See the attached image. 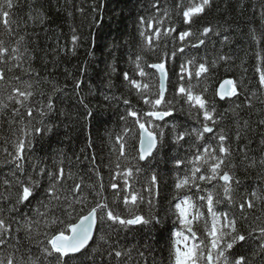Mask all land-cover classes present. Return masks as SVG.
<instances>
[{
  "label": "trees",
  "instance_id": "obj_1",
  "mask_svg": "<svg viewBox=\"0 0 264 264\" xmlns=\"http://www.w3.org/2000/svg\"><path fill=\"white\" fill-rule=\"evenodd\" d=\"M14 4L11 32L5 31L0 24V41H3V47L9 53L5 58L7 62L0 63V72L5 75V81L0 82V207L4 209L0 214L12 224L14 233L8 244L0 247V258L6 259L10 253L24 255L25 259L29 254L39 256L42 246L38 242L44 240L42 233L57 229V226H41V234H38L34 226L29 238L23 229L15 232V220L23 224L26 218L39 219L37 211H47L49 218L68 220L65 209L69 201H74L76 195H82L90 203L83 212L79 211L81 205L73 203L77 211L73 213L71 222H75L77 214L86 213L100 199L96 192L100 191L101 183L104 185L103 195L112 205L113 190L110 184L119 182V177L113 180L118 162L116 149L119 145L116 138L125 127L135 129L134 120L127 117L126 110L130 106L144 107L135 90L124 80V73H128L132 79L154 85L152 91H157L158 76L142 80L137 75L135 60L139 56L145 71L154 72L147 65L158 62L165 52L170 55L180 42L178 38L175 41L172 39L176 33L172 36L161 35L158 42L153 34L157 28L163 33L172 27L177 31L190 28L194 33L186 41L184 53H177L175 60H168L171 82L167 86V97L173 102L175 111L172 117L156 122L165 133V144L150 167L133 181L134 188L144 196L140 213L145 217L158 215L165 223L154 227L132 226L130 230L117 226L115 231L106 225L98 226L86 253L78 254L79 260L75 264H117L116 250L125 254L120 264H170L168 236L170 229L175 231L172 226L175 218L166 216V213L170 203L175 202L173 197L176 195L178 172L174 159L187 160L199 145L207 143H211L219 155V149L215 147L218 140L197 142L193 135L186 136L180 142L182 146L173 143L174 124L179 131L202 128L203 124L202 113L198 116V110L193 109L189 114L188 105L177 101L174 96L180 83H188L187 78L182 82L176 75L181 63L187 60L196 61L195 66H190L193 72L200 63L206 62L209 68L194 91L201 92L205 86L208 87L204 98L208 101L209 109L213 106L216 109L214 118L218 123L214 126V132L223 131L227 138L225 146L230 152L225 170L234 173L240 181L238 187L233 185L237 189L234 193L235 204L230 207L225 201L216 207L225 211L230 209L235 215L239 232L246 236L238 251L246 257L247 264H264V249L261 248L264 239L258 231H254L264 227V123H261L264 121V88L259 86L260 72L257 71L258 68L264 70V0H211L210 7L191 25H185L182 15L178 14L189 6L190 0H14ZM177 4H182V7L177 9ZM141 18L145 21L143 25ZM148 21L152 22L150 29L147 27ZM204 27L212 29L207 36L200 35ZM141 31L153 36V47L147 46L140 35ZM73 35L79 37L75 45ZM20 37H23L18 45L20 59L11 60V49L17 47ZM201 39L205 41L204 44L196 48L191 46ZM221 56L228 59L221 60ZM225 79L239 85L238 98L224 101L217 98L216 90ZM191 82L197 84L196 78L193 77ZM77 83L80 84L79 88L76 87ZM28 84L31 85L30 89L27 88ZM13 88L33 92L28 104L15 116L13 110L20 106L8 99ZM49 97L54 104L51 111L46 109ZM246 97L251 98V106H248ZM125 99L130 101V105L124 104ZM29 105L32 116L27 114ZM42 110L45 115H41ZM89 112L93 116L89 117ZM208 123L211 126V122ZM33 127L41 128V133H33L30 137L31 145L24 154L25 171L22 178L27 183L31 176L41 186L36 189L31 204L19 205L21 211L18 214L9 213L8 209L15 204L16 193L20 190L13 173L15 177H21V174L15 170V164L9 163L11 157L8 153H14V145L19 138H23L22 130ZM45 127L51 131H44ZM204 135L211 137L212 134ZM132 143L129 133V160ZM193 144L197 147H192ZM199 151L203 152V147H199ZM119 163L121 167L127 165L123 158ZM140 163L144 165V162ZM61 167L65 173V179L58 189L61 199L59 202L53 201L50 209L45 208L41 202H48L45 189L49 180L46 174H39L40 169H45V173L58 172ZM185 167L190 168L191 165H181L180 176L184 175ZM206 168L207 165L202 171ZM153 174L158 175L159 195H155L154 187L151 197L153 204L149 206L150 197L145 189ZM5 180L11 182L10 189L4 184ZM76 183L81 184V192L73 194L71 189ZM206 187L210 188L211 185ZM216 191L221 193L222 198V189L217 188ZM195 192L193 188L191 192H181L180 195ZM251 192L257 193L260 199L251 196ZM245 200H251L253 207L248 209L245 204L242 213L239 204ZM195 202L201 203L198 200ZM118 210L126 215L122 202ZM203 210L206 212V207ZM9 216L14 219H8ZM197 231L203 236L202 223Z\"/></svg>",
  "mask_w": 264,
  "mask_h": 264
},
{
  "label": "snow or ice",
  "instance_id": "obj_2",
  "mask_svg": "<svg viewBox=\"0 0 264 264\" xmlns=\"http://www.w3.org/2000/svg\"><path fill=\"white\" fill-rule=\"evenodd\" d=\"M211 0H190V4L185 8L181 14L183 23L185 25H191L195 18L200 17L205 13V10L210 7ZM15 7L14 0H0V24L3 25L5 31L11 32L12 28V15L13 9ZM182 4H177V9H180ZM32 17L30 16V19ZM140 23L143 25L145 21L141 18ZM147 27L152 28V22H147ZM212 29L210 27H204L200 35L207 36ZM176 33L175 36H172ZM141 37L147 42L148 47H153L152 40L153 36L146 34L144 31L140 32ZM154 37L159 41L161 35L172 36L175 41L177 38L179 40V46H174L172 53L169 55L167 52L164 53L162 58L155 63H150L147 68L153 69L154 72H146L145 68L141 66L139 56L136 57L135 64L137 75L143 79L151 76H158L159 86L158 90L153 92L151 85L147 82H141L136 79H132L128 73H124V80L128 82L131 89L135 90V95L138 97L139 101H142L143 108L129 107L127 111V117H131L134 120L135 129L125 127L121 134L117 135L116 144L119 145L116 151L118 152L117 163H116V173L113 176V180L119 177V182H113L110 184L112 191V205L109 204L107 197H104V185L100 184V191L96 192L97 199L91 207L88 208L87 212L84 214H77L75 222H71L73 219V213L77 210L73 208V203L81 205L80 212H83L85 207H88V198L82 195H76L74 201H69L68 207L65 209V215L68 220L60 219L59 217L49 218L47 211L40 212L37 211V217L39 219L26 218L23 224L19 220H15L16 228L15 232L18 233L23 229L29 234L31 238V233L33 227L39 232L40 227L49 228L51 226H57L54 232H43L44 240L38 243L42 246L40 249L39 256H33L29 254L27 259L24 255L17 256L15 253H10L7 255L6 259L0 258V264H75L79 260V255H84L89 247V241L93 240V233L98 226L106 225L109 229L115 231L117 226L120 229L130 230L132 226H156L163 225L165 221H162L158 215H152L145 217L140 213L139 207L144 202V196L134 188L133 181L135 178L147 167H150L151 162L156 159V155L159 150L165 144V133L162 127L157 124V121H164L166 117H172L175 111L173 102L167 97V85L171 82V77L169 75L168 60H175L177 53L183 54L185 51L186 41L189 37L193 36L194 33L191 32L190 28L183 31H177L176 28L165 29L161 33L160 29L157 28L154 32ZM23 40L17 41V47L11 49L12 55L11 60L19 61V43ZM79 37L73 35L72 42L73 45L77 43ZM203 39L199 40L197 44L191 45L196 48L204 44ZM9 55L8 49L3 47V41H0V63H6L5 59ZM221 60H227L225 56L220 57ZM215 64V61H213ZM195 60H187L181 63L179 71L176 73L180 81H184L187 78L188 83H180L174 92V96L177 101H182L183 104L188 105L189 114H191L193 109H197V115L203 114V124L202 128L193 127L191 131L185 129L184 131L177 130V125H173V130L175 136L173 138V143L180 145L181 141L185 140L186 136H195L196 141L203 140H218L215 147L219 149V155H217L213 149L211 143L199 145L193 144L192 147H197V151L189 157L187 160H182L179 158L174 159L175 169L178 174L175 182V192L176 195L173 197L174 203H170L169 211L166 213L168 217H174L172 220V226L175 231L169 230V254H170V264H247L246 257L240 254L238 251V246L242 247L241 242L246 241V236L239 232L237 228V220L235 215L229 210H220L216 205L227 202L231 207L235 204L234 193L237 190L233 187L235 184L237 187L240 181L236 179L235 174L230 171L225 170V164L228 155H230L229 148L225 146L226 136L223 131L216 133L214 132V126L218 121L214 118V113L216 111L213 106L211 109L208 107V101L204 98L205 93L208 91V87L205 86L203 91L196 92L194 89L200 83L203 74L209 72V68L206 67L205 63H200L195 67V71L191 70L190 66H195ZM16 66H19L18 64ZM11 71V67H9ZM260 72L259 76V86L264 88V70L257 69ZM193 77L196 78L197 84H193L191 81ZM15 79H19L15 77ZM206 80L207 77L204 76ZM5 81V75L0 72V82ZM76 87L79 88L80 84L77 83ZM27 88L30 89L31 85L28 84ZM239 85L234 83L232 80H225L220 84L216 95L219 96L220 100H224L225 97H239L240 92L238 91ZM33 96V92L29 90L22 91L20 88H13L12 94L8 97L10 101H13L19 108L13 110V116L20 114V109L24 108ZM250 97H246L248 101V106L250 105ZM125 105H130V101L125 99ZM2 107H7L3 105ZM239 107V105H237ZM54 108L52 98H48L46 105L47 111H51ZM28 116H32V110L30 105L27 107ZM41 115H45V111H41ZM88 116H93L92 112L88 113ZM127 117H121V119L126 120ZM211 122V126L208 122ZM199 122V121H198ZM261 123H264L262 121ZM23 138H19L14 145V153H8L11 157L9 163L15 164V170L21 174V177H15L16 183L19 185L20 190L16 193L15 204H13L9 209V213H19L21 209L18 208L19 205H29L33 198H35V192L40 183L37 180L32 179L31 176L28 177L27 183L23 180L24 175V161H25V151L31 145L30 137L35 134L41 133V128L33 127L31 130H22ZM44 131H51L50 128L45 127ZM129 133H131V139L133 143L131 144L132 155L131 159H128V138ZM205 133L212 134L211 137H205ZM264 143V141H262ZM199 147H203V152L199 151ZM209 149H213L210 151ZM7 152V149H5ZM123 158L127 161V165L121 167L119 163L120 159ZM94 162V157H93ZM134 162V163H133ZM140 162H144L141 166ZM264 163V161H262ZM181 165H191L190 168L185 167V172L183 176L179 175V169ZM207 165L206 170L202 171V168ZM41 176L45 174L48 177L49 184L45 189V193L48 197V202L44 204L41 203L45 208L50 209L53 201L59 202L61 197L58 195L59 186L63 183L65 179L64 169L61 167L58 172L48 171L45 173V169H40ZM69 178L71 173L68 174ZM217 183H213V182ZM4 184L10 189L12 187L11 182L5 180ZM122 184V187H121ZM206 185H211V187H206ZM156 188L155 195H159L158 187V175H151L148 183V187L145 191L148 192L149 206H152L153 200V188ZM195 188L196 192L192 195H183L181 192H191ZM217 188L222 189L221 193L216 191ZM73 194L81 192V184L76 183L71 189ZM251 196L260 199V197L255 192L250 193ZM198 200L201 203L197 204L194 200ZM7 199L8 197H2ZM67 199V197H65ZM122 202L123 208L126 212L122 214L118 208ZM245 204L248 209L253 207L251 200H245L239 204V208L243 213ZM115 205V207H113ZM206 207L207 211L203 209ZM4 209L0 207V213H3ZM8 219H14V217L9 216ZM203 224V236L197 231L200 224ZM258 231L259 236L264 239V227L259 229H254ZM14 237L13 227L11 223H8L6 218L0 214V247L8 244L9 240ZM101 239H104L101 236ZM264 249V244L261 245ZM17 251H19L17 249ZM95 251V249H93ZM112 253H110L111 255ZM114 255L117 260V264H120L121 258L124 253L120 250H116Z\"/></svg>",
  "mask_w": 264,
  "mask_h": 264
},
{
  "label": "water",
  "instance_id": "obj_3",
  "mask_svg": "<svg viewBox=\"0 0 264 264\" xmlns=\"http://www.w3.org/2000/svg\"><path fill=\"white\" fill-rule=\"evenodd\" d=\"M153 70V69H152ZM154 71V70H153ZM225 80H231V79H225ZM224 80V81H225ZM221 83H223V81L221 82ZM220 83V84H221ZM220 84H219V86H220ZM168 86V85H167ZM219 86H218V88H217V90L219 89ZM217 92V91H216ZM217 96V98L220 100V98H219V96L218 95H216ZM234 97H225V99L224 100H230V99H233ZM224 100H220V101H224ZM136 226H138V225H136ZM95 231H96V229L94 230V233H93V238H94V234H95ZM92 242V240L91 241H89V245H90V243Z\"/></svg>",
  "mask_w": 264,
  "mask_h": 264
}]
</instances>
